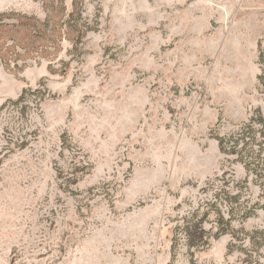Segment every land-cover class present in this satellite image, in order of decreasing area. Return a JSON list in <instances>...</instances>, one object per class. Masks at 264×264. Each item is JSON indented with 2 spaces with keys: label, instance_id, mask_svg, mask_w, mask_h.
<instances>
[{
  "label": "rangeland",
  "instance_id": "rangeland-1",
  "mask_svg": "<svg viewBox=\"0 0 264 264\" xmlns=\"http://www.w3.org/2000/svg\"><path fill=\"white\" fill-rule=\"evenodd\" d=\"M1 14L38 27L0 37V264H264L244 241L264 231V145L247 173L215 140L264 118V0ZM197 222L208 242L188 247Z\"/></svg>",
  "mask_w": 264,
  "mask_h": 264
},
{
  "label": "trees",
  "instance_id": "trees-1",
  "mask_svg": "<svg viewBox=\"0 0 264 264\" xmlns=\"http://www.w3.org/2000/svg\"><path fill=\"white\" fill-rule=\"evenodd\" d=\"M11 17V14H1L0 23L3 19H8ZM13 19L15 23L11 26H1L5 28L3 31H0V37H6L7 41L14 42L16 34L19 33V30H24V38L28 42L33 41L34 35L33 31L38 27L37 21L31 17L24 16H14ZM3 56H0V61H4ZM264 63V58L260 55L259 64ZM6 66V64L4 65ZM262 75L258 76V81L262 82ZM254 126H257L255 130ZM257 137V138H256ZM257 139V140H256ZM259 139V141H258ZM215 140L218 144V149L221 154L228 156H236L238 162L242 164L247 173L251 172V162L249 159L250 155H255V158L260 161L261 155L263 152L264 145V118L258 113V116L251 118L247 124H245L239 131L232 134L228 138L216 137ZM262 163V160H261ZM263 164V163H262ZM188 247H197L199 245H205L208 242V235L202 229L201 222L192 224L190 227H185L182 231ZM233 239L236 238L234 234H230ZM216 238V236H215ZM247 241L250 247L255 249H264V231H253L244 233V241ZM244 263L248 264L247 261Z\"/></svg>",
  "mask_w": 264,
  "mask_h": 264
}]
</instances>
